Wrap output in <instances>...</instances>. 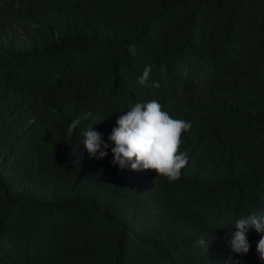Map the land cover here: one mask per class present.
Instances as JSON below:
<instances>
[{
  "label": "trees",
  "instance_id": "1",
  "mask_svg": "<svg viewBox=\"0 0 264 264\" xmlns=\"http://www.w3.org/2000/svg\"><path fill=\"white\" fill-rule=\"evenodd\" d=\"M149 100L191 124L173 182L83 146ZM252 212L264 0H0V264H264L254 229L247 254L228 245Z\"/></svg>",
  "mask_w": 264,
  "mask_h": 264
},
{
  "label": "clouds",
  "instance_id": "2",
  "mask_svg": "<svg viewBox=\"0 0 264 264\" xmlns=\"http://www.w3.org/2000/svg\"><path fill=\"white\" fill-rule=\"evenodd\" d=\"M151 73V66H146L139 83L145 84ZM159 87L158 82L154 84ZM80 121L74 120L67 128L71 136ZM89 127L83 132V146L90 156L102 160L108 155L110 144L113 155L112 165L124 169L130 165L132 171H154L157 176L176 181L181 176V170L186 167L188 157L180 151L181 136L191 128L185 120L174 119L164 110L157 100L137 102L123 112L112 129L108 142L101 133ZM98 154V155H97ZM236 231L230 234L228 245L232 253L247 254L250 250L248 240L249 229H254L260 239L256 250L261 261H264V213L252 212L242 216L235 222ZM200 244H205L201 239ZM230 264H239L229 258Z\"/></svg>",
  "mask_w": 264,
  "mask_h": 264
}]
</instances>
